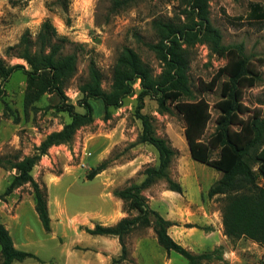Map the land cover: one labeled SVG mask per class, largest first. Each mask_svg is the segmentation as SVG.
I'll use <instances>...</instances> for the list:
<instances>
[{"label":"rangeland","instance_id":"374dc122","mask_svg":"<svg viewBox=\"0 0 264 264\" xmlns=\"http://www.w3.org/2000/svg\"><path fill=\"white\" fill-rule=\"evenodd\" d=\"M187 1L136 0L114 13L112 0H66L65 7L56 0H26L16 7L8 0H0V56L8 65L21 64L29 70L26 62L12 57L7 48L17 45L26 31L32 40H36L42 23L49 19L58 34L68 40L63 53L77 56L76 72L65 83L63 91L68 104L84 113L80 89L88 81L91 62L102 74L105 91H110L118 58L125 48L132 49L149 64L155 76L161 73V62L145 45L157 42L152 22L156 19L184 21ZM262 12L264 0H210V19L221 31L223 43L241 45L249 69L258 78L254 86L244 89L242 103L247 108L242 115L244 119L255 112L264 113V20L256 16ZM191 52L192 101L204 100L209 106L210 120L202 137L206 142L216 129L220 113L217 103L222 99V84L227 79L226 76L219 77L218 72L228 60L212 53L206 44H196ZM133 88L135 93L124 100L122 107L112 109L110 120L104 119L102 102L90 100L94 122L81 128L70 144L52 147L32 170L35 180L49 186L50 198L47 192V200L51 201L52 214L58 216L55 209L59 203L65 211L67 224L75 223L67 233H62V229L58 231L54 239L66 258L73 250H84L88 264H112L113 259L120 256L118 238L112 237L118 242L116 251L110 248L114 244L111 240L93 238L86 229H93L97 224L107 226L106 223L116 219L137 215L136 211L127 212L123 201L113 193L133 183L140 184L145 178V168L159 163L154 147L138 143L142 130L136 118L139 82ZM4 90L5 97L0 99V156L32 155L34 147L39 146L48 134L60 131L70 122L69 114L60 110L62 98L57 93H48L31 101L27 95V76L22 69L4 84ZM168 106L170 113H160L156 100L147 96L142 113L152 118L156 134L166 138L178 151L168 172L172 180L181 184L183 192L170 191L167 181L160 179L142 195L151 209L177 224L178 228H171L173 238L175 231L182 230L189 239L187 249L190 252L197 254L198 250L212 255L201 264H264V248L246 238L229 239L226 246L211 250V227L207 223L209 219L218 224L222 221L223 202L221 196L209 199L207 193L221 173L192 159L183 115L175 104ZM17 118L18 123L15 122ZM217 155L218 149L213 150L212 157ZM105 160H110L109 167L88 180L90 171ZM15 173V170L0 169V193ZM58 181L57 186L52 185ZM258 182L264 187L263 178L260 177ZM15 191L18 204L22 199L29 200L20 207V227L13 231L15 242H25L23 251L38 252L41 256L51 253L53 249L47 247V233L35 208L29 205V202L34 203L31 187L25 185ZM55 196L59 202L54 201ZM56 224L52 221L54 229ZM125 241L128 261L123 264H189L178 253H167L158 244L151 227L134 229ZM43 245L45 249L41 248ZM25 263H31V260Z\"/></svg>","mask_w":264,"mask_h":264},{"label":"trees","instance_id":"16d2710c","mask_svg":"<svg viewBox=\"0 0 264 264\" xmlns=\"http://www.w3.org/2000/svg\"><path fill=\"white\" fill-rule=\"evenodd\" d=\"M24 1L8 0L12 7ZM56 1L65 7L66 0ZM135 1L112 0L111 9L116 13ZM183 14L186 18L184 21L156 19L152 22L157 42L145 45L162 64L159 75L155 76L151 66L135 51L125 48L118 58L110 91H105L102 74L91 62L88 81L80 89L84 113L77 112L74 105L68 104L63 91L65 83L76 72L77 56L63 53L68 40L58 34L49 19L42 23L36 40H32L26 31L17 45L7 48L12 57L24 60L29 70L21 64L8 65L0 56V99L5 97L4 84L22 69L27 76V95L31 101L48 93H57L62 98L60 110L69 114L70 122L60 131L48 134L39 146L34 147L32 155L0 156V169L16 171L0 193L1 201H5L16 189L29 185L35 211L44 230L49 233L51 218L47 188L35 180L33 168L52 147L70 144L81 128L94 122V109L90 100H100L104 106V119L110 120L112 109L121 108L124 100L135 93L133 87L139 82L136 118L142 130L138 143L154 147L159 163L145 168V178L140 184L133 183L113 193L123 201L127 212L136 211L137 215L124 217L113 226L97 224L86 231L94 236L118 238L121 254L113 259L112 264L128 261L125 238L138 227L153 228L158 244L167 253H178L189 264H201L212 256L209 253L193 254L177 243L168 233L169 228L177 224L151 209L142 195L144 190L160 179L167 181L170 191L183 192L181 184L172 180L168 172L178 151L166 138L156 134L152 118L142 113L144 98L151 96L158 103L160 113H170L168 105L175 104V108L183 115L186 123L184 133L192 159L222 173L221 178L209 189L207 197H222L224 235L230 240L246 238L264 248V187L258 182L260 177L264 179V113L255 112L246 119L242 117L247 111L242 103L244 89L256 84L257 75L249 69L241 45L223 43L221 31L210 19V0H188ZM256 16L264 20V12ZM196 44H206L212 53L228 60L218 72L219 77L226 76L227 79L222 84V99L217 103L220 113L216 119V129L206 142L202 137L210 120L209 106L204 100L192 101L194 96L189 81L191 49ZM12 51L15 54H11ZM15 122L18 123V118ZM215 149H218V155L213 158ZM110 163V160L101 162L90 171L87 179H94ZM27 259L38 260L34 254L16 249L8 229L0 223V264H13Z\"/></svg>","mask_w":264,"mask_h":264},{"label":"crops","instance_id":"0c3cea01","mask_svg":"<svg viewBox=\"0 0 264 264\" xmlns=\"http://www.w3.org/2000/svg\"><path fill=\"white\" fill-rule=\"evenodd\" d=\"M221 176H222V173L219 177H217L216 181L219 180L221 178ZM178 179L181 180V182H183V184H184V181L182 178L178 177ZM59 183H60V181H58L52 185L57 186ZM46 187L48 188L47 192H48L49 198H50L49 186H46ZM15 193H17V192L14 191L10 196H8L6 198L5 201L0 200V223L4 224L5 227L8 229V231L12 237L15 248L18 250H22V248H24V246H26V244H24L25 242L23 243L19 240L18 241L20 243L19 244L16 243L15 239L13 238V231L16 232L20 227V218H21V214L19 213L20 207L24 204V202L29 201V200L22 199V200H20V202L18 204L17 198L14 197ZM54 201L59 202L57 196L54 197ZM117 201H118V203H120V200H117ZM48 202H49L48 203V210H49V215L51 218V231L49 233L46 231L45 232L47 233L46 234V238H47L46 241L49 242V246H47V247L50 248L51 250L52 249L53 250L51 251V253H49L45 256H41L38 252H33V253L30 252V253L34 254L35 256H37L38 260L33 261L32 259H27V260H31V263H25V261H26L25 260L23 262H15L13 264H88V260L84 258V254H85L84 250H73L72 252L70 251L69 255L66 258L62 255V253L60 252V249L55 245L54 239L57 237L56 233L58 231H60L61 229H62V233L66 232L69 229L72 230L71 227L75 223L69 219L72 224L71 225L67 224L68 220H67V218L64 217L65 211H64V209H62V207L59 205V203H57V207L55 209V212L58 211L59 214H58V216L53 215L52 210H51V205H50L51 201H48ZM29 205L31 208H33V207L35 208L34 203L32 204L31 202H29ZM87 215H89V214H87ZM86 217H89V216H86ZM208 218H210V216H208ZM121 219L122 218L116 219L114 222L106 223L105 225L113 226L118 221H120ZM165 219L173 222V220L171 218H165ZM54 220L57 223L56 229H54L53 225H52V221H54ZM183 223H186V222H183ZM207 224H208V226L211 227L209 236H211L212 240H213V241L211 240V242H213V244H212V249L211 248L210 249L214 250L216 247L226 246V244L230 240L228 239L227 236L224 235V228H223L222 221L218 224L215 221L211 222V219H209V222ZM171 228L172 227L169 228L168 233L172 237ZM176 228H178V227L176 226ZM26 230H28V229L26 228ZM58 234L59 233H57V235ZM93 238L111 240V242H113L114 244H112L113 246H110V248L111 249L114 248V250H116V251L118 250V248H116V247H118V242H117L116 238L106 237V236H94ZM173 239L177 243H179L180 245H182L183 247H185L187 249V247L189 245V243H188L189 239L186 237L185 233L182 230L175 231V237ZM24 241H25V239H24ZM208 245L210 246V241H209ZM41 248L45 249L46 246L43 245V247H41ZM225 250H227V249H225ZM25 252H27V251H25ZM196 253L201 254L203 252H200L197 250Z\"/></svg>","mask_w":264,"mask_h":264}]
</instances>
